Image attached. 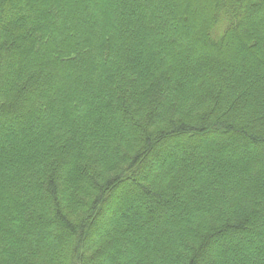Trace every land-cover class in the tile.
<instances>
[{
    "label": "trees",
    "instance_id": "1",
    "mask_svg": "<svg viewBox=\"0 0 264 264\" xmlns=\"http://www.w3.org/2000/svg\"><path fill=\"white\" fill-rule=\"evenodd\" d=\"M0 264H264V0H0Z\"/></svg>",
    "mask_w": 264,
    "mask_h": 264
},
{
    "label": "rangeland",
    "instance_id": "2",
    "mask_svg": "<svg viewBox=\"0 0 264 264\" xmlns=\"http://www.w3.org/2000/svg\"><path fill=\"white\" fill-rule=\"evenodd\" d=\"M159 184H162V182H159ZM103 222V221H102Z\"/></svg>",
    "mask_w": 264,
    "mask_h": 264
}]
</instances>
